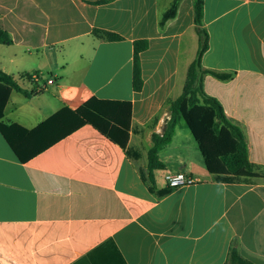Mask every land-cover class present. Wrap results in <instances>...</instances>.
<instances>
[{
	"label": "crops",
	"instance_id": "obj_1",
	"mask_svg": "<svg viewBox=\"0 0 264 264\" xmlns=\"http://www.w3.org/2000/svg\"><path fill=\"white\" fill-rule=\"evenodd\" d=\"M174 1L0 0V29L13 40L0 44V71L25 92L11 93L5 124L33 130L91 98L132 104L125 150L86 125L20 163L0 134V264H226L234 240L264 264V0H204L202 65L232 74L206 76L204 89L242 129L258 175L231 181L207 172L184 121L159 154L166 169L149 177L152 136L163 135L198 51L193 0L160 26ZM138 40L149 47L137 93ZM179 172L196 183L169 188Z\"/></svg>",
	"mask_w": 264,
	"mask_h": 264
},
{
	"label": "trees",
	"instance_id": "obj_2",
	"mask_svg": "<svg viewBox=\"0 0 264 264\" xmlns=\"http://www.w3.org/2000/svg\"><path fill=\"white\" fill-rule=\"evenodd\" d=\"M106 3L105 1L99 4ZM180 0H175L163 14L161 27L176 17ZM194 24L198 35V51L190 65L182 94L170 105V120L162 136L153 135V146L147 155V169L153 180L154 172L165 170L160 160V152L169 145L180 121H184L204 160L209 174L221 181L240 178H255L256 166L249 160L248 145L242 129L226 115L222 104L208 95L204 89V79L210 75L222 81L230 80L232 74H222L204 69L202 60L209 49V34L204 27V0H193ZM93 35L107 42H119L118 34L95 29ZM12 37L0 29V44L11 45ZM149 47L147 40L133 43L132 89L141 92L144 86L140 56ZM31 80L30 75H25ZM13 91L25 92L13 76L0 71V134L20 163H27L48 148L72 134L79 128L91 125L111 142L127 148L132 121V104L127 101H110L91 98L78 109L61 110L33 130L3 122L4 111ZM226 264H252L238 251L234 240L230 246Z\"/></svg>",
	"mask_w": 264,
	"mask_h": 264
},
{
	"label": "built area",
	"instance_id": "obj_3",
	"mask_svg": "<svg viewBox=\"0 0 264 264\" xmlns=\"http://www.w3.org/2000/svg\"><path fill=\"white\" fill-rule=\"evenodd\" d=\"M40 78L41 76L39 74L31 75V79L34 81H39ZM47 83L53 84V81L49 80ZM165 179H166V182L169 188L171 189L188 187L196 183V181L190 175H187L182 172L175 173V174H168Z\"/></svg>",
	"mask_w": 264,
	"mask_h": 264
}]
</instances>
